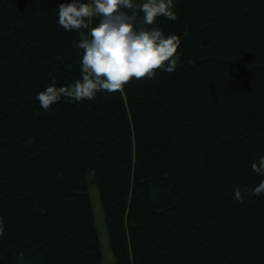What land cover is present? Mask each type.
<instances>
[{
  "label": "trees",
  "instance_id": "trees-1",
  "mask_svg": "<svg viewBox=\"0 0 264 264\" xmlns=\"http://www.w3.org/2000/svg\"><path fill=\"white\" fill-rule=\"evenodd\" d=\"M61 2L0 0V264H103L90 184L114 264H264V0H174V71L45 110L81 73Z\"/></svg>",
  "mask_w": 264,
  "mask_h": 264
},
{
  "label": "clouds",
  "instance_id": "clouds-1",
  "mask_svg": "<svg viewBox=\"0 0 264 264\" xmlns=\"http://www.w3.org/2000/svg\"><path fill=\"white\" fill-rule=\"evenodd\" d=\"M173 6L174 0H62L57 10L59 25L81 30L80 39L74 42L82 49L81 73L70 84L58 86L57 77L49 72L51 83L35 96L39 106L48 110L62 97L80 101L94 98L99 90H122L131 78L153 77L158 68L174 71L180 39L154 25L158 16L176 19ZM93 17H98V22L90 26ZM251 168L264 175V155L253 160ZM250 191L264 193V179ZM234 196L243 202L239 186L234 187Z\"/></svg>",
  "mask_w": 264,
  "mask_h": 264
},
{
  "label": "rangeland",
  "instance_id": "rangeland-1",
  "mask_svg": "<svg viewBox=\"0 0 264 264\" xmlns=\"http://www.w3.org/2000/svg\"><path fill=\"white\" fill-rule=\"evenodd\" d=\"M88 194L93 212L94 224L97 231L101 258L103 264H114V257L112 255L109 240L107 236L105 221L102 213L100 199L97 188L94 184L88 186Z\"/></svg>",
  "mask_w": 264,
  "mask_h": 264
}]
</instances>
